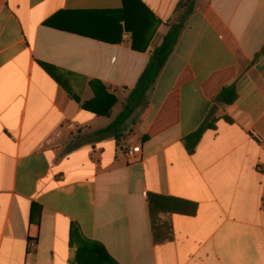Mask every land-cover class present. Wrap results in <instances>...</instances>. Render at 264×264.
I'll use <instances>...</instances> for the list:
<instances>
[{"label": "crops", "instance_id": "1", "mask_svg": "<svg viewBox=\"0 0 264 264\" xmlns=\"http://www.w3.org/2000/svg\"><path fill=\"white\" fill-rule=\"evenodd\" d=\"M181 1L0 0V264H77L81 250L102 264H264V0H195L146 105L98 134L123 112ZM229 69L239 98L221 106L203 86ZM185 72L179 124L144 140ZM92 83L117 98L110 116L83 109ZM214 109L215 129L189 153ZM134 146L142 156L131 162ZM150 194L198 207L161 216L173 233L164 244Z\"/></svg>", "mask_w": 264, "mask_h": 264}, {"label": "trees", "instance_id": "2", "mask_svg": "<svg viewBox=\"0 0 264 264\" xmlns=\"http://www.w3.org/2000/svg\"><path fill=\"white\" fill-rule=\"evenodd\" d=\"M196 7L195 0H182L176 9L175 21L168 25L169 31L165 36L162 44L153 52L151 60L140 77L136 88L131 91L123 112L118 119L107 129L100 131L98 134H108L118 132L119 129L128 122L133 114L146 105L148 95L155 87L160 75L168 64L180 37L186 27L190 17L194 14ZM264 54L257 55L259 58ZM48 68V67H47ZM185 72L178 82L174 92L168 97L162 110L160 111L153 127L145 136L144 140L152 138L168 131L177 126L180 121V88L186 82ZM235 77V71L229 69L214 75L206 85L203 91L215 103L221 106H231L236 103L239 98L236 87L228 84ZM100 84V83H99ZM95 98L83 105V109L99 116H110L111 109L118 102L114 95L107 92V89L101 84L102 89L99 90L95 83L91 84ZM107 106L108 110L101 112L100 108ZM215 109L207 116L206 121L201 128L186 139V146L189 153H194L204 134L209 130H214L217 122ZM154 238L157 244H164L173 239L172 228L167 223L161 222V216L166 214H178L185 216H194L198 207L195 203L177 199L173 197H164L160 195L150 194L148 197ZM40 227L39 213L37 207L33 205L30 217L29 242H38V234ZM102 256L87 250H81L77 258V264H102Z\"/></svg>", "mask_w": 264, "mask_h": 264}, {"label": "built area", "instance_id": "3", "mask_svg": "<svg viewBox=\"0 0 264 264\" xmlns=\"http://www.w3.org/2000/svg\"><path fill=\"white\" fill-rule=\"evenodd\" d=\"M253 137L255 139H257L258 141L262 142V140L260 139V137L256 133H253ZM141 156H142V147L141 146L129 147L126 150V157L131 162L140 160ZM28 248L31 252H35L36 248H37V242H35V241L29 242Z\"/></svg>", "mask_w": 264, "mask_h": 264}]
</instances>
